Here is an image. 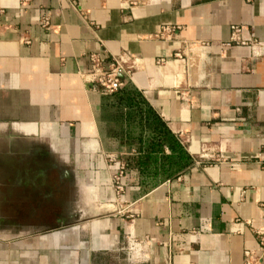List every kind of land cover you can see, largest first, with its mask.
I'll return each mask as SVG.
<instances>
[{"label": "crops", "instance_id": "obj_1", "mask_svg": "<svg viewBox=\"0 0 264 264\" xmlns=\"http://www.w3.org/2000/svg\"><path fill=\"white\" fill-rule=\"evenodd\" d=\"M74 1L0 0V264H244L264 231V0ZM92 52L131 54L114 92L87 80Z\"/></svg>", "mask_w": 264, "mask_h": 264}, {"label": "built area", "instance_id": "obj_2", "mask_svg": "<svg viewBox=\"0 0 264 264\" xmlns=\"http://www.w3.org/2000/svg\"><path fill=\"white\" fill-rule=\"evenodd\" d=\"M32 0H20V5H29ZM70 6L75 9H79V6L74 0H68ZM48 13L44 12L41 14L40 22L42 25L48 24ZM231 39L238 38L236 32L239 29L237 26L232 25ZM176 26L164 24L159 26L155 35L160 37L172 35L175 31ZM259 43V42H256ZM176 54V53H175ZM89 57V69L86 72L88 76V81L91 86L97 89L101 93H111L117 90L122 84V76L128 74L130 65L127 62L132 56L130 53L112 55L108 60L107 64L102 63L101 58L96 53H90ZM162 61L161 58L157 60L158 63ZM219 157V156H218ZM216 157V158H218ZM197 162V161H196ZM124 174V164L120 162L118 167L112 173V178L114 182L115 192L118 193L122 191L123 185L120 182V178ZM132 245V244H131ZM257 250L253 251L251 249H244V264H251L255 260H258L262 253H264V231L259 232V238L257 241Z\"/></svg>", "mask_w": 264, "mask_h": 264}, {"label": "trees", "instance_id": "obj_3", "mask_svg": "<svg viewBox=\"0 0 264 264\" xmlns=\"http://www.w3.org/2000/svg\"><path fill=\"white\" fill-rule=\"evenodd\" d=\"M126 98H128V96ZM128 104L133 105L134 107H136V105L138 104V101L134 100V99H131V97H130V99L128 100ZM137 111L140 113V109H138ZM151 121L153 122L154 127H158V130L161 131L163 126H162L161 122H159L157 120V117L154 114H152V116H151ZM168 145L171 146V143L168 142ZM186 159L187 158H185V161H186Z\"/></svg>", "mask_w": 264, "mask_h": 264}]
</instances>
